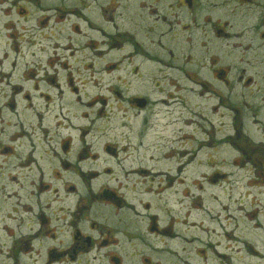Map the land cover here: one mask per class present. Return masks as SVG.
I'll return each instance as SVG.
<instances>
[{
  "label": "flooded vegetation",
  "instance_id": "af4514ba",
  "mask_svg": "<svg viewBox=\"0 0 264 264\" xmlns=\"http://www.w3.org/2000/svg\"><path fill=\"white\" fill-rule=\"evenodd\" d=\"M5 27L19 33L0 39V264L178 257L181 212L165 220L159 203L185 182L153 170L172 161L187 172L181 150L196 139L181 137L182 122L209 125L199 152L211 155L212 183L227 176L209 159L229 143L217 134L230 122L240 167L264 176V143L242 134L252 125L264 136V0H0ZM31 113L48 119L43 135L24 120ZM160 125L172 136L161 137L162 158H147ZM186 197L189 218L201 209Z\"/></svg>",
  "mask_w": 264,
  "mask_h": 264
},
{
  "label": "rangeland",
  "instance_id": "374dc122",
  "mask_svg": "<svg viewBox=\"0 0 264 264\" xmlns=\"http://www.w3.org/2000/svg\"><path fill=\"white\" fill-rule=\"evenodd\" d=\"M12 21V18H4L5 24L15 23L17 20ZM22 25H17V29ZM5 29H8V27H5ZM8 30H0V35H2L0 39L7 40L12 38L15 33H19L18 30ZM196 104L198 105L197 102ZM195 112L206 118L204 116L205 111H202V108H197ZM41 113L44 112L41 111ZM32 114L24 120H27L35 128L33 135H43V129L46 127L48 119L40 123V117L36 113L34 116ZM8 118L13 119L14 122L16 121L9 111H3L1 119L6 120ZM192 121L195 124L190 127H186L183 122L179 126L180 131H182L181 137H195L196 139L195 142H189L181 150V164H188L187 172L183 175L176 172V166L172 161L170 163L162 161V164L160 163L156 166L157 169L153 170L156 174L164 175V177H159L163 178L167 184L170 183L171 179L179 176L181 177H179L180 181L185 182L181 183L178 188L176 186L173 191L166 192L163 204L159 203L160 207H164V210H162L165 214V220L168 219L166 212L169 210L181 212L179 216L181 217V225L180 230H178L180 236L176 239L174 234L175 238L173 241L170 240V248L174 252H178L179 256H174V258L166 254L163 258L152 256L153 261L155 263H162L163 261L164 264H264V176H259L258 171H255L254 167L251 168L250 165L240 167L241 160L237 148L239 141L235 142L238 133L230 122L227 133L224 134L225 131H222V133L217 134L218 139L222 136L223 138L227 137L229 143L227 145L222 144L216 150V155H214L216 158L209 159L212 164L219 161L227 163V167L223 172L218 171L227 176L225 178L220 177L219 185H217L218 183H212L211 179L215 177L217 172H215V169L210 170L204 164L207 156L211 155H205L208 153L206 149L201 150V153L199 152V147L205 140L203 134L206 133L205 131H209V125L200 119ZM214 125L217 129H220L216 124ZM130 126L133 135H142L140 131L143 127L140 125L134 127L132 124ZM161 130H163L162 125L148 133L146 143L149 146V152L146 155L147 158H162L159 153L164 151L167 144L161 137L165 135L172 136V132L161 134ZM8 131L11 132V135H14L15 128L12 126L7 127L6 137ZM262 132L263 129L247 125L244 127L242 134L245 137L250 136L255 143L253 145H256L264 143ZM118 134H122L121 130L118 131ZM133 141L137 143L136 139H133ZM139 141L142 142L143 140L139 138ZM196 148V160L193 161L191 158L195 155V152L184 157V153L194 151ZM233 162H236L238 166L233 167ZM191 183H195L196 188L190 186ZM185 191L186 194H190L191 198L195 197L198 204L196 206L201 209L191 213L189 218H185L187 212L185 208L192 206L193 198H184ZM201 251H206V253L202 254ZM176 258H179V262ZM135 263H140L139 259L135 260Z\"/></svg>",
  "mask_w": 264,
  "mask_h": 264
}]
</instances>
